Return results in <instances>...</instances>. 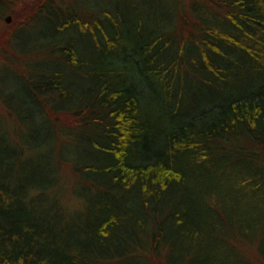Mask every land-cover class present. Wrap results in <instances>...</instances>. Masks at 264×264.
<instances>
[{
	"label": "trees",
	"instance_id": "1",
	"mask_svg": "<svg viewBox=\"0 0 264 264\" xmlns=\"http://www.w3.org/2000/svg\"><path fill=\"white\" fill-rule=\"evenodd\" d=\"M176 2L36 0L0 34L28 128L0 264H264V0Z\"/></svg>",
	"mask_w": 264,
	"mask_h": 264
},
{
	"label": "rangeland",
	"instance_id": "2",
	"mask_svg": "<svg viewBox=\"0 0 264 264\" xmlns=\"http://www.w3.org/2000/svg\"><path fill=\"white\" fill-rule=\"evenodd\" d=\"M36 0H0V34H2L3 32L6 33V31H8L9 25L13 23V19H16L18 17H20L19 19H27L29 17H26L30 14V12L28 13V9H30V7H33L34 3ZM57 2L60 3H67V4H73L71 7H73L74 5L77 7L80 4V0H56ZM173 1L175 3H177V0H170ZM181 2H183L185 4V6H189V4L194 3V2H199L202 0H180ZM78 2V4H77ZM26 15V16H25ZM8 16H11V21L10 22H5L6 18ZM39 14H33L32 18L37 19ZM43 16V15H42ZM42 18V17H40ZM31 20V18L29 19ZM27 22H29L27 20ZM38 23V21H37ZM39 24V23H38ZM20 27V26H19ZM18 27V28H19ZM17 28V29H18ZM38 28V25H36L34 22L31 25V30L33 32H35V37L37 38V35H39V33H37L38 31H35ZM16 29V30H17ZM24 29H29V25L27 24ZM6 50V52H8L9 50H11V54L10 52L8 54L11 55V57L13 56V47L11 48L9 46V44L7 42H4V44L0 45V50ZM35 49V47H34ZM31 55L26 56L27 59L30 58ZM6 66V63H4L2 57L0 56V70L2 68H4ZM14 71V70H12ZM4 86L2 85V83L0 82V88H3ZM7 93H12L13 95H9ZM18 93H20L18 91V89H11L9 88L8 90L6 88H3V92H1L0 96H3L5 101L4 102H10L12 101V98L17 97ZM12 97V98H11ZM14 100V99H13ZM19 107L23 108L25 107L20 105ZM15 122V118L13 117V115L11 116L8 109L5 107V105L3 104V101L0 100V142L6 137L10 135V132L14 131L13 133L15 134V141H17L18 139H22L23 136H21V134H24L26 131L28 132V128L23 127L20 128L19 126H15L14 124ZM62 170H61V175H63V181L64 184L66 186H68L69 188H72L73 183H74V175L72 174V169L71 166L69 165H62ZM64 192V191H63ZM74 201V200H73ZM77 205V204H76Z\"/></svg>",
	"mask_w": 264,
	"mask_h": 264
},
{
	"label": "water",
	"instance_id": "3",
	"mask_svg": "<svg viewBox=\"0 0 264 264\" xmlns=\"http://www.w3.org/2000/svg\"><path fill=\"white\" fill-rule=\"evenodd\" d=\"M11 19H12L11 16H8V17L6 18V20H7L6 22H10Z\"/></svg>",
	"mask_w": 264,
	"mask_h": 264
}]
</instances>
